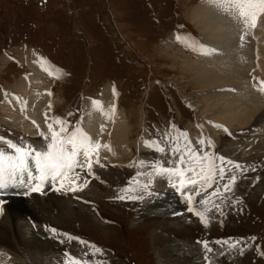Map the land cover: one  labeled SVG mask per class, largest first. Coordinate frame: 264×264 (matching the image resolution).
Wrapping results in <instances>:
<instances>
[{
    "label": "rangeland",
    "instance_id": "1",
    "mask_svg": "<svg viewBox=\"0 0 264 264\" xmlns=\"http://www.w3.org/2000/svg\"><path fill=\"white\" fill-rule=\"evenodd\" d=\"M40 1L0 0V104L7 92L11 93V88L21 86L17 80L27 72L26 63L32 58L46 59L39 57L46 55L63 69L46 59L63 75L59 82L47 80L52 86L53 115L66 119L69 129L74 125L79 127L84 100L93 102L95 100L90 98L97 95L95 98L99 99L104 89L114 91L116 88L119 92L117 105L127 125L126 141L120 152L111 147L113 156L119 161L99 159L103 167L93 164L91 175L87 169L80 174L78 185L85 180L88 182L82 190L57 191L59 182L55 186L46 182L45 188L38 192L29 193L28 189L1 192L0 220L6 221L5 204H8L17 234L26 228L36 238H41L48 248H43L37 255L32 247L34 244L27 248L22 244L20 255L17 253L18 260L4 249L0 264L8 258H14L17 264H62L65 251L87 261V264H203L205 252L198 241L205 240L213 248L208 255L216 264H264V254H261L264 253V152H249V147L238 146L252 135L248 130L242 131L247 124L234 128L232 125L227 129L236 131L235 134L220 130L221 140L209 151L215 157L229 155L224 160L232 163L221 165L231 174H225L224 179H216L218 183L207 189L212 193L220 187L222 193V196L213 198L218 208L208 205L207 227L198 216L187 212L181 196L176 192L172 196L169 189V193H153L150 197L141 195V200L116 199L123 194L120 189L128 187L135 175L136 167L129 165L140 159L136 150L129 149L128 143L132 144L133 140L137 139L135 148L143 147L145 141L154 139L165 147L163 154L152 148L149 150V147L143 149L149 150L143 151L140 159L146 162L157 160L159 155L166 160L176 159L167 151L171 141L164 139L165 134L175 137L180 132L188 135L191 130L190 136L195 140L200 134L198 124L201 121L200 136L218 140L215 132L212 137L207 133L219 129L221 122L214 115L207 116L210 117L208 121L207 117L204 120L199 118L197 108L199 110L200 97L203 96V90L198 92L200 86H197L200 77L183 74L182 61L168 57L170 53L161 43L166 36H172L171 31L181 33L179 31L186 30L200 37L201 30L190 21V14L205 0H46L47 4L42 0L39 5ZM7 50H11L9 52L17 63L11 55H3ZM189 56L192 59L191 54ZM256 59L262 62L264 56H256ZM56 99H59L57 103ZM234 108L236 106H225L224 115H235ZM194 115L199 120L197 125ZM0 136L17 144L35 147L43 144L39 133L28 135L18 126L10 128L0 123ZM237 143V150L232 151ZM2 145L0 148H6ZM231 152L235 156H231ZM216 163L220 164L217 160ZM236 164L240 165L239 169L234 167ZM137 169L141 173L151 171L149 167ZM76 171L79 175L81 169ZM237 173L241 179L237 178ZM231 176L236 177L232 190L224 192L223 185L229 183ZM140 179L142 182L147 180L143 176ZM27 197L34 198L35 204L43 207H30V203L25 201ZM202 198L196 197L197 200ZM202 207L197 204V208ZM46 228L56 229L55 236ZM65 233L79 240L69 243L62 235ZM234 237H241L235 249L211 243L234 241ZM81 240L87 245H95L100 252L82 245ZM169 249H175L173 253L179 255L182 252L183 258L179 259Z\"/></svg>",
    "mask_w": 264,
    "mask_h": 264
},
{
    "label": "bare ground",
    "instance_id": "2",
    "mask_svg": "<svg viewBox=\"0 0 264 264\" xmlns=\"http://www.w3.org/2000/svg\"><path fill=\"white\" fill-rule=\"evenodd\" d=\"M235 18L236 13L234 11L224 14L223 10L214 5L211 0H205L203 3L196 5L190 14V21L195 25L197 24L198 29L201 30L199 31L200 37L193 39L189 35L190 32L182 31L178 33L171 31L173 33L172 36H166L167 38L165 37L163 42L161 40V43L168 49L170 53L168 57L174 61L176 59L182 61V65H180L183 74H194L202 80H199L200 83L198 82L199 85H197L200 86L198 92L203 90V96L200 97L199 95L201 106L199 110L197 108V111L200 117L203 118L202 120H204V117L214 115V118L221 122L219 129H215L207 133V135L212 137L215 132V138H218L217 141H220L222 131L226 132L232 125V128H234V126L240 127L247 124L245 130L250 131L252 135L241 142L243 144H234L236 146L232 151L237 150L236 147L238 146H247V148L249 147V152H264V92L258 90L261 87L259 85L260 81L264 80V60L258 62L256 59V56H264V14L260 15L257 26L254 29L245 28L242 21L238 17L237 19ZM242 35L244 36L243 41L240 39ZM177 36L182 39L177 40ZM177 44L180 45L178 48ZM184 50H189L192 53V59H190V56ZM8 56L10 57V55ZM39 57L44 56L40 55ZM46 59L32 58L29 60L26 63L27 72L21 74V78L17 80L21 86L11 88L10 94L7 92L3 102L0 104V122L3 125L5 124L10 128L18 126L28 135H35L40 130L45 135H48L45 117L47 116L48 123H51V118L58 116L53 115L55 111L49 108L53 95L50 91L51 83L49 84L47 80L49 79L53 82L61 81L63 75L56 66L55 68L54 65L49 64ZM47 60L51 62L49 59ZM53 64L57 65V63ZM114 92H116V96ZM117 97L116 90L104 89L99 99L95 97L93 99L99 102V110L93 107V102L86 103L87 99H85L82 104L83 109L81 108L82 114L81 112L79 114L82 118L79 128H82L92 138L94 143L99 142L101 145H110L115 148L116 152H120L123 149L124 141H126L127 125H125L124 117L117 105ZM58 100L56 99V103ZM227 105L236 106V109L234 108L235 115L232 113L229 116L224 115V109ZM258 105L259 108L257 107ZM201 109L202 112L200 113ZM217 109L219 110L217 111ZM95 116H98V118H95ZM205 119L208 121L210 117ZM33 121H35V124H33ZM201 122L198 126H200ZM233 123L237 124L234 125ZM54 127L56 126L54 125ZM74 127L78 126L74 125ZM101 128H103V131H101ZM131 129L132 127H130V131ZM198 133L202 134L199 127ZM129 137L130 135H128L127 142ZM136 141L137 139L133 140L132 144L131 142L128 143L131 151L133 148L140 154L143 149L148 148L145 146H136L135 148L134 143ZM231 156H235V154L231 152ZM99 157V159L108 161H119L118 157L113 156L112 151L110 152L104 147L99 149ZM129 157L132 158L131 156ZM164 182L169 183L166 178H155L152 185L158 191L167 190L168 188L163 184ZM167 196H170V194ZM26 199L25 201L30 203L28 205L34 207V209L43 207L35 204L36 200L34 198L31 200V198L27 197ZM4 216L7 217L6 221L3 220L5 222H2L0 220V252H2L0 253V258H3L1 254H4L5 250H7L18 260L22 244L26 248L34 244L35 246L32 245V247L34 253L37 255L41 254L43 248H48L41 238H36L26 228L24 230L20 229L21 231L20 234L18 233V236L15 224L13 223L14 219L11 207L8 204H5ZM8 217L10 220H8ZM25 225L28 226L27 224ZM43 240H46V242L50 241L48 239ZM50 243L52 242L50 241ZM181 247L179 244L178 248L181 249ZM169 251L179 257V259H182L184 256L180 251L181 255L173 253L175 249H169ZM187 257H189L188 253ZM36 259H39V257ZM3 260L2 264L16 263L14 258Z\"/></svg>",
    "mask_w": 264,
    "mask_h": 264
},
{
    "label": "snow or ice",
    "instance_id": "3",
    "mask_svg": "<svg viewBox=\"0 0 264 264\" xmlns=\"http://www.w3.org/2000/svg\"><path fill=\"white\" fill-rule=\"evenodd\" d=\"M211 2L223 11H234L245 28L254 29L257 26L260 15L264 14V0H211ZM176 39L181 40L182 38L177 36ZM240 39L243 41L244 36L242 35ZM49 74L51 75V73ZM260 84L261 87L258 90L264 92V81H260ZM93 107L99 110V102L93 101ZM49 108H51V105H49ZM51 120L52 122L48 123V117H45L48 135L39 132L43 140V144L40 147L25 143L17 144L0 136V143L6 144V148H0V190L18 181L19 185L28 188L29 193L41 191L46 182H51L53 186L59 182L60 187L56 188L57 191L61 189L65 191H78L86 187L88 182L85 180L78 186L76 185V181L79 179L75 174L76 169L86 168L88 174L91 175L94 163L100 164L101 167L104 166L99 160V149L104 147L111 152L110 145H101L99 142L94 143L92 138L82 128L73 127L69 130L68 122L59 117L53 116ZM33 124H35V121H33ZM101 131H103V128H101ZM164 139L171 141L167 151L173 157H177L167 162L172 164V167H166L160 160L151 162H146L145 160L135 161L129 166L138 168L149 167L151 171L148 173L137 172L129 181L128 187L120 189V192L123 194L118 195L116 199H143V196L133 193H136L138 190L150 192L155 178H166L169 181V186L181 196V202L187 205L186 211L198 216L201 223L207 227L208 217L206 213L210 211L208 205L211 204L213 207L218 208L219 206L214 203L213 198L222 196L220 187H217L212 193H208L207 189L211 188L213 184L218 183L216 180L217 176L220 179L225 178V169L221 165L224 163L231 164L232 162L225 161L223 157H215L212 154L206 153L203 151V148L199 150L195 149L188 140L186 132H180L175 137L166 133ZM181 140L183 141V146H181ZM197 143L204 145L205 140L199 139ZM207 143L209 147L212 146L210 140ZM144 146L162 154L166 151L165 147L161 146V143L158 141H145ZM94 153L95 159L92 158ZM81 155L83 159H80ZM216 160L220 161L219 165L216 163ZM234 167L239 169L240 165L236 164ZM145 175L149 179L142 182L140 177ZM235 180L236 177L231 176L229 183L223 185V191H231ZM65 182L70 183L72 186L65 187ZM199 196H203V198L197 200L196 197ZM197 204L203 207L197 208ZM46 230L51 231L54 236L57 231L54 228H46ZM62 235L65 236L69 243L73 240H79L78 237H73L66 233ZM250 239L254 240L255 237H251ZM79 242L82 245H87L85 241L81 240ZM198 243L203 246L205 261L208 264H212V257L208 255L213 252L210 242L205 240L198 241ZM211 243L226 245L231 250L237 248L240 241L217 240ZM87 246L93 249L94 252H100V249L96 248L95 245ZM240 251L243 253V248ZM64 257L65 259L62 264H87V261L74 257L68 251H65Z\"/></svg>",
    "mask_w": 264,
    "mask_h": 264
}]
</instances>
